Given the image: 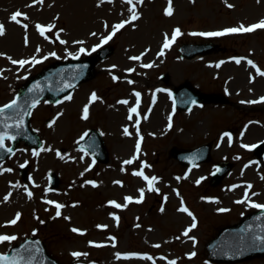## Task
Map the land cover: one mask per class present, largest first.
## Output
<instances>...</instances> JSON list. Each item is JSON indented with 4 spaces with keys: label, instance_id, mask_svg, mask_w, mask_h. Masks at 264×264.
<instances>
[{
    "label": "rangeland",
    "instance_id": "rangeland-1",
    "mask_svg": "<svg viewBox=\"0 0 264 264\" xmlns=\"http://www.w3.org/2000/svg\"><path fill=\"white\" fill-rule=\"evenodd\" d=\"M111 1L125 5L123 15L102 14L98 7L87 12L84 0H42L38 11L14 1L5 14L0 11V23L6 28L0 36V106L10 102L23 82L49 63L87 56L97 45L96 50L104 45L113 47L110 55L98 62L96 76L78 85L69 95L71 100L64 97L57 104L43 100L33 109L31 123L43 146L33 149L19 142L15 153L0 163V234L17 237L0 243V252L26 237L39 236L61 264H264V256L213 261L206 249L220 228L258 209L252 205H264V156L258 158L253 150L264 140V101L250 103L264 97V84L259 81L264 79L259 74L264 71V29L223 36L192 35L256 24L264 20V0H172V16L165 14L168 0H144L136 6L141 14L137 24L125 25L105 44L103 37L110 34L112 26L127 20L124 15L131 7L126 0ZM17 10L27 15V19L20 18V24L10 20ZM49 24L55 27L41 35L37 25ZM12 25L19 26L29 39L38 36L39 44L33 41V50L21 59L35 57L41 63L22 67L11 63L9 57L17 58V54L5 40ZM176 28L182 35L164 49L165 34L170 39ZM204 41L217 43L221 51L193 59L181 57L182 43ZM161 51L163 56L158 55ZM132 56L142 58L131 60ZM240 58L244 64L236 62ZM149 63L153 67H143ZM185 80L202 91L224 93L227 102L177 109L173 90ZM159 86L168 95L170 109L155 125L144 119L143 113ZM93 92L99 97L95 102L90 100ZM128 98L136 105L139 101L138 114L131 120L125 107H119L120 101ZM85 106L89 109L87 119L83 118ZM91 128L101 131L108 162L95 160L77 146ZM125 128L130 136L124 134ZM138 142V158L124 164L136 154ZM204 143L212 147L211 159L194 166H185L169 152L171 147L192 148ZM219 161H230L233 168L219 185L212 186L210 177ZM144 163L150 165L143 169L145 175L159 178L155 183L158 192L149 191L147 182L133 175ZM22 165L27 168V180ZM7 168L12 171H4ZM53 172L59 178L56 188H51ZM141 188L145 189L144 199L136 203ZM227 190L231 194L222 201ZM5 196L9 198L5 200ZM128 196L133 197L130 203L125 200ZM110 201L128 206L116 208ZM56 204L64 205L59 217ZM181 207H187L192 216L179 211ZM220 208L229 211L220 212ZM17 213L20 220L8 225ZM193 222L196 228L185 236ZM74 228L80 231H72ZM74 252L87 255L74 257Z\"/></svg>",
    "mask_w": 264,
    "mask_h": 264
},
{
    "label": "water",
    "instance_id": "water-1",
    "mask_svg": "<svg viewBox=\"0 0 264 264\" xmlns=\"http://www.w3.org/2000/svg\"><path fill=\"white\" fill-rule=\"evenodd\" d=\"M214 44H184L181 47L182 56L191 58L198 53L211 51ZM112 52L111 48H106L96 55L85 59H73L57 61L46 69L32 76L20 89L17 95V107L6 109L0 113V131H6L9 136L16 135L14 144L21 139L34 147L42 144L39 135L30 127L29 115L31 104L34 100L47 97L50 101L57 102L62 96L70 93L75 86L82 81L88 80L95 75V63ZM70 85V86H68ZM177 104L182 109H187L199 101L204 102H225L222 94H207L194 88L189 81L184 82L176 89ZM194 103V104H195ZM22 119L23 124L17 127V121ZM8 127L5 128L4 126ZM6 140V139H5ZM6 146V145H5ZM80 147L87 148L98 160L107 161L108 152L104 139L96 129L89 131L87 136L79 143ZM262 145H258V154H263ZM15 150V145L11 147ZM12 153L0 149V161L4 160ZM171 154L186 164H196L205 161L210 155V146L202 145L193 149L172 148ZM229 162L218 164L219 171L214 172L211 183L217 185L223 177L231 170ZM57 181H55V184ZM264 236V209L251 212L244 218L231 226L222 228L218 236L210 240L207 244L210 257L218 261L236 262L250 259L255 256L264 255V242L254 241L253 237ZM25 249H29L25 252ZM39 249V251H35ZM19 252L25 257L20 264H27L31 259V264H60L47 251L44 242L40 238H27L25 241L7 253L15 256Z\"/></svg>",
    "mask_w": 264,
    "mask_h": 264
},
{
    "label": "snow or ice",
    "instance_id": "snow-or-ice-1",
    "mask_svg": "<svg viewBox=\"0 0 264 264\" xmlns=\"http://www.w3.org/2000/svg\"><path fill=\"white\" fill-rule=\"evenodd\" d=\"M37 2H42V0H37ZM103 2H104V0H100V3H103ZM143 2H144V0H135V2H134V0H126V3H128L129 5H131V7L129 9V11L131 13L130 19L123 20L120 23L115 24L114 26H112V31L110 32V34L108 36L103 37L102 42L106 44L109 40H111L116 35V33L119 30L123 29L125 27V25L130 24L133 21L138 20L140 18V14L137 12L136 6H137L138 3L139 4H143ZM228 7L231 8V7H233V5L229 4ZM165 14L167 16H172L173 15L172 0H168V7L165 10ZM21 17L27 19L26 13H23V12L17 10L13 14H11L10 20L13 21V22H16L17 24H20L21 23V19H20ZM23 27L25 29H27L28 28V25L27 24H23ZM53 27H55V25H53V24H49L47 26L37 25V28L40 31V34L41 35H44L45 32L51 30ZM105 27L106 28L108 27L107 23H105ZM256 29H264V20H260L258 23L253 24V25H250V26L240 25L239 27L227 28V29H224L223 31L192 33V35H201V36H223V35H226V34H229V33H249V32L255 31ZM60 31H63V29H61ZM5 33H6L5 25L3 23H0V36L5 35ZM92 35L95 36L96 33H92ZM180 35H182L180 28H176L174 30V33H173V35L171 36L170 39L167 36V34H165V42L163 44V48L164 49L169 48L171 46V44L174 43L175 39L178 36H180ZM58 36H59V33H57V37ZM25 39H26V42H27V37ZM60 43H67V41L61 40ZM77 43H83V42L82 41H78ZM96 47H99V45H97ZM96 47H94L92 49V51H95L96 50ZM80 51L81 52H84L86 50L83 49V48H81ZM50 55L55 56L56 54L55 53H51ZM158 55L163 56L164 55V52L161 51ZM141 58H142L141 56H132V57H130L131 60H140ZM9 59L11 60V63L12 64H14V65L15 64H18L21 67L24 66V65H26V64H29V63H33V64L41 63V60H37L35 57H33L31 60H25V59L14 60V59H11L10 57H9ZM44 59H47V57H44ZM236 62L237 63H240V60L237 59ZM248 63L249 64H253V62L251 60H249ZM217 66H219V65H217ZM113 67H115V66H113ZM143 67H145V68H151V67H153V64H151V63L144 64ZM129 71H133V70L132 69H129ZM259 74L261 76H264V71H260ZM68 86H70V85H68ZM135 95L137 97L140 96L139 93H136ZM65 99L66 100H71L72 97L71 96H66ZM98 99H99V97L97 96V94L95 92H93L91 94L90 100L92 102H95ZM262 101H264V97H262L260 99V101H250V103H257V102H262ZM37 103H39V101L38 100H34L30 106L31 107H35V105ZM120 103L127 104L128 101H126V100L125 101H120ZM192 103L194 104L195 101H192ZM138 105H139V101H137V107H138ZM15 107H17V100L14 99L11 103L6 104L2 108H0V113H3L6 109H12V108H15ZM137 107L131 108L130 109V113H137ZM88 114H89L88 106H85L84 109H83V118L84 119H87L88 118ZM128 119L129 120L132 119L131 114L129 115ZM54 122L55 121H53V123ZM22 124H23V120L20 119V120L17 121L16 126L17 127H20ZM4 127L7 128L8 126L5 125ZM169 127H171V124H169ZM136 128H137V131H139V121H137V123H136ZM124 134L125 135H129V136L131 135V133L128 131L127 128L124 129ZM85 135H87V133H85ZM6 138L7 139H11V140H15L16 139V135L9 136L6 131H0V149H3V150H5L8 153H12L13 152V149L12 148H6V146H5V139ZM83 138L84 137L82 136L81 139H83ZM142 139H143V137H140V140L141 141H142ZM244 147H249V146L248 145H244ZM42 150L47 151V150H51V149H42ZM139 153H140V143L138 142L137 145H136V154L131 159L124 161V164H126V165L132 164L138 158ZM33 154L34 155H39V153L38 152H35V151L33 152ZM57 155H60V153L57 152ZM21 167H23V165ZM145 167H150V165H147L146 163H144L142 165V167H141L140 170L133 172V175L139 176L144 181H146L147 182V188H148L149 191H157L158 192L159 189L155 187V183L159 180V178L156 177V176L149 177V176L145 175L144 170H143ZM4 171L11 172L12 169L11 168H7V169H4ZM217 171H219V169H217ZM177 179H180V178L177 177ZM89 183H93L94 184V182H89ZM115 183L121 184L122 182L121 181H115ZM197 183H199V181H197ZM233 187H236V186H233ZM248 187L251 188L252 186L249 184ZM138 192H139V198L135 200L136 203H140V202L143 201L144 194H145V189L141 188V189L138 190ZM10 195L11 194H9V196ZM27 195L29 196V198H31L32 193L29 191L27 193ZM9 196H5L4 199L7 200L9 198ZM247 198H248V194L246 192L245 193V199H247ZM165 199H167V198L165 197ZM125 200L130 203V202L133 201V197H131V196L125 197ZM243 202L244 201H237V203H243ZM47 203L52 204L54 202L53 201H47ZM109 203H111L112 205H114L116 208H126L128 206L127 203H125V204L122 205L120 203H117L116 201H110ZM252 206H254L256 208L264 209V205H261V204H254ZM56 207H57L56 216L59 217L61 215L59 209L63 208L64 205H62V204H56ZM161 211H163V208H161ZM179 211L187 212L190 216H192V213L189 212V210H188L187 207H181L179 209ZM218 211H220V212H226V211H229V210L228 209H225V208H220V209H218ZM20 218H21V214L20 213H17L16 216H15V218H13L12 220H10V221H8L6 223L8 225H15L20 220ZM116 219L118 221L119 220V217H116ZM193 220H195V217H193ZM196 226H197L196 223L193 222L191 224V226L184 232V235L187 236L188 233L190 231H192V229L196 228ZM101 227H106V226H101ZM72 231L77 232V231H80V230L74 228V229H72ZM16 239H17V237L14 236V235L0 234V243L10 242V241H14ZM191 239L195 240V237H191ZM253 240L254 241H257L258 240V241L264 242V236L253 237ZM28 251H29V249H25V252H28ZM35 251H39V249H36ZM72 255L74 257H80V256H86L87 253L74 252V253H72ZM191 255L192 256H195L196 253L193 252V253H191ZM24 259H25V257L23 255H21L19 252H17L15 256H9L8 254L0 253V264H20V261L21 260H24ZM27 264H31V259H29L27 261ZM170 264H175V261L170 262Z\"/></svg>",
    "mask_w": 264,
    "mask_h": 264
},
{
    "label": "bare ground",
    "instance_id": "bare-ground-1",
    "mask_svg": "<svg viewBox=\"0 0 264 264\" xmlns=\"http://www.w3.org/2000/svg\"><path fill=\"white\" fill-rule=\"evenodd\" d=\"M14 1H18L22 6L25 5V7L33 9V10H39L40 8V2H37V0H0V11L4 14L8 11L7 6L13 5ZM78 1V0H76ZM80 1V0H79ZM84 6L87 12H90V7H98L100 8V12L102 14H110L112 17L114 15L118 16V13L124 14V11L126 9L125 5L120 2H115L111 0H104L103 3H100V0H84ZM97 12V11H96ZM140 14V7H138V11ZM95 13V11H93ZM99 13V12H97ZM96 13V14H97ZM131 13L130 11L124 15V18L130 19ZM141 17V14H140ZM121 19V18H120ZM139 21H133V24H137ZM78 22V19L74 21L76 24ZM16 25V24H15ZM12 25V28L10 30V35L6 37L5 44L13 51L16 52L17 58H14V60H18L21 58L26 57L25 55L28 54L29 51L33 50V41H36L39 44L38 36L33 35L30 39L21 31V28L19 26ZM158 35V32H156V36ZM27 37V42L26 38ZM163 37V36H162ZM240 63L244 64V59L240 58ZM242 78V77H241ZM259 80L262 84H264V79L260 78ZM167 92V91H166ZM125 101V100H123ZM126 101H128L127 104L125 103H119V105H116V107H125L127 116L131 114V116H134V113H130V109L133 107H137V105L133 102L131 98H128ZM170 104L168 105V95L165 93V90L161 89L160 86L157 88V91L155 93V96L153 98V101L149 105L148 108L145 109L143 116L144 119H146L149 123L158 125V121L161 117V115H166L169 112ZM58 119V118H57ZM163 127V126H162ZM161 128V127H160ZM195 171V170H194ZM26 193V191H24ZM231 192L229 190L226 191L224 196L222 197V201L227 198V195H230ZM215 204L220 203L219 200L213 201Z\"/></svg>",
    "mask_w": 264,
    "mask_h": 264
}]
</instances>
